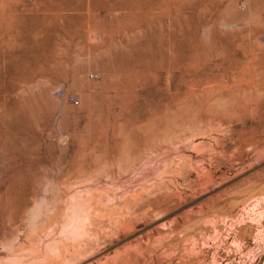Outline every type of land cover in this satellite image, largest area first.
I'll use <instances>...</instances> for the list:
<instances>
[{
  "label": "rangeland",
  "instance_id": "obj_1",
  "mask_svg": "<svg viewBox=\"0 0 264 264\" xmlns=\"http://www.w3.org/2000/svg\"><path fill=\"white\" fill-rule=\"evenodd\" d=\"M0 264H264V0H0Z\"/></svg>",
  "mask_w": 264,
  "mask_h": 264
},
{
  "label": "bare ground",
  "instance_id": "obj_2",
  "mask_svg": "<svg viewBox=\"0 0 264 264\" xmlns=\"http://www.w3.org/2000/svg\"><path fill=\"white\" fill-rule=\"evenodd\" d=\"M78 226H80V225H78ZM75 228V227H74ZM81 228V227H80ZM78 230H79V228H78ZM82 230H83V227H82ZM74 231H75V229H74ZM76 234V233H75Z\"/></svg>",
  "mask_w": 264,
  "mask_h": 264
}]
</instances>
